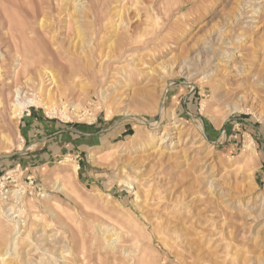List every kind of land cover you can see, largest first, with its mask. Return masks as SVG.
Listing matches in <instances>:
<instances>
[{
  "label": "rangeland",
  "instance_id": "rangeland-1",
  "mask_svg": "<svg viewBox=\"0 0 264 264\" xmlns=\"http://www.w3.org/2000/svg\"><path fill=\"white\" fill-rule=\"evenodd\" d=\"M59 2L61 21L32 17ZM219 31L244 33L243 55L262 63L264 0H0V264H264V92L213 89L204 48ZM137 58L151 62L130 72ZM40 66L54 112L13 122L15 89L36 93Z\"/></svg>",
  "mask_w": 264,
  "mask_h": 264
},
{
  "label": "bare ground",
  "instance_id": "bare-ground-1",
  "mask_svg": "<svg viewBox=\"0 0 264 264\" xmlns=\"http://www.w3.org/2000/svg\"><path fill=\"white\" fill-rule=\"evenodd\" d=\"M60 1V0H59ZM77 0H75L76 2ZM80 1V0H79ZM100 1V0H99ZM85 2V1H84ZM84 2H79L78 4H74L73 7H75V11L76 9L80 10L79 13H86L88 14L89 10L91 9L90 7V4L86 1L85 3ZM91 2V0H90ZM254 4V3H253ZM151 6V5H150ZM27 8H29L27 6ZM77 10V11H78ZM16 11V10H15ZM65 10L62 9V6L60 4V2L57 4V6L53 5H49L47 4V6H41L39 8V11H35L33 10V13H32V17L35 19V18H38V20H42L44 19H49L51 20L52 23L54 22H59L61 21L62 19H64V15H63V12ZM67 11V10H66ZM76 11V12H77ZM150 11V10H149ZM250 11H255V8H250ZM3 12V11H2ZM91 12V11H90ZM147 12V11H146ZM82 13L80 15H82ZM150 13V12H149ZM152 13V12H151ZM239 13V12H238ZM244 12H241L240 10V13L239 14H242ZM15 13H13L14 15ZM148 14V13H147ZM6 17H8V19L10 18L9 15L6 13L5 14ZM16 15V14H15ZM14 15V16H15ZM18 15V14H17ZM31 16V14H30ZM39 16H41V18H39ZM67 16V15H66ZM83 16V15H82ZM153 17L155 15H152ZM16 17V16H15ZM68 17V16H67ZM238 17V15H237ZM18 18V16H17ZM79 18V16H78ZM235 18V17H234ZM239 18V17H238ZM7 19V18H5ZM7 19V20H8ZM67 19V18H66ZM87 19V18H86ZM150 19V18H149ZM237 19V18H236ZM6 20V21H7ZM121 18L119 17L118 18V22L120 23L121 22ZM152 20V19H151ZM155 20V19H154ZM179 20V19H178ZM13 21V20H12ZM11 21V22H12ZM47 21V20H46ZM158 21V20H157ZM232 21H234L232 19ZM9 22V21H8ZM43 22V20H42ZM48 22V21H47ZM63 22V21H62ZM162 22V21H161ZM37 23V22H36ZM163 23V22H162ZM160 23V24H162ZM121 24V23H120ZM156 24V23H155ZM165 24V23H164ZM240 24V23H239ZM37 25V24H36ZM47 25V24H46ZM51 25V24H50ZM118 27H119V24H117ZM117 25L115 26V29L114 31L117 29ZM18 26H20V23L18 21ZM159 26V24H158ZM161 26V25H160ZM164 26V25H163ZM161 26V27H163ZM22 29V27H20ZM153 28V27H152ZM160 28V27H159ZM158 28V29H159ZM165 28V27H164ZM242 27H238V29H240ZM24 29V28H23ZM123 29V28H122ZM124 29H127L126 27ZM157 29V28H156ZM3 30V29H2ZM120 30V28H119ZM171 30V29H170ZM5 31V30H4ZM3 31V32H4ZM8 31V30H6ZM23 31V30H22ZM121 31V30H120ZM124 31V30H123ZM153 31V30H152ZM184 31V29H183ZM188 31V30H187ZM236 31V30H234ZM116 32V31H115ZM185 32V31H184ZM5 33H10V32H5ZM17 33V31H16ZM44 33V32H43ZM127 33V31L125 32ZM236 32H233L232 34L231 33H223L222 31H219L217 33H215L214 36L212 37H209L207 40H209L212 44L210 45V47H205V51H207V55L206 57L204 58L203 60V64H207V63H210L211 64V61H213V59H215L216 63L214 64L215 65V69H213V72H216L217 74L215 75L214 79H213V89L214 90H219L221 91V93H223L224 95L225 94H229L230 96H234L235 97V93L236 91H240V90H245L246 92H249V94L251 95V99L253 98H258V96H261V92H264V59H261L262 63H255V61H252L250 59H248L245 55H243V41H244V33H239L237 31V33L235 34ZM116 34V33H115ZM123 34V33H122ZM130 34V33H129ZM184 34V33H183ZM182 34V35H183ZM7 36V34H5ZM44 35H46L44 33ZM124 35V34H123ZM143 35V34H142ZM146 35V34H145ZM149 35V34H148ZM152 35V34H150ZM70 36V35H69ZM121 36V34H120ZM126 36V34L124 35ZM123 36V37H124ZM129 36V35H128ZM158 36V35H157ZM20 37V36H19ZM32 37V36H31ZM45 37V36H44ZM49 37V35H48ZM46 37V38H48ZM53 37V36H52ZM55 37V36H54ZM127 37V36H126ZM138 37V36H137ZM140 37V36H139ZM153 37V36H151ZM12 38V37H10ZM51 38V36H50ZM49 38V39H50ZM65 38V37H64ZM92 38V37H91ZM143 38V37H142ZM157 38L158 37H154L150 38V40H147L143 46V50L142 51H145V53H142V57H146L148 56L149 58L151 57V53L154 52L153 49L154 47H158V41H157ZM54 39V38H52ZM67 39V38H66ZM118 39V38H117ZM129 39V38H128ZM64 40V39H63ZM119 40V39H118ZM123 40V38H122ZM140 40V38H139ZM11 41V40H10ZM15 41V40H14ZM92 41V40H90ZM126 41V40H124ZM129 41V40H128ZM16 42V41H15ZM24 42V41H23ZM28 42H29V39H28ZM51 42V41H50ZM53 43V42H52ZM123 43V42H122ZM131 43V41H130ZM129 43V44H130ZM135 43V42H134ZM163 43V42H162ZM24 44V43H22ZM22 44L20 43V45L22 46ZM58 44V43H57ZM132 44H133V40H132ZM122 45V44H121ZM131 46V45H129ZM163 46V45H162ZM30 47V46H29ZM51 47V45H50ZM53 47V46H52ZM57 47V46H56ZM69 47V46H68ZM126 47V46H125ZM133 47V46H132ZM135 47V46H134ZM133 47V48H134ZM24 48V47H22ZM62 48V47H61ZM60 48V49H61ZM64 48H67L64 47ZM130 48V47H129ZM32 49V48H31ZM203 49V48H202ZM229 49H232L229 50ZM115 50V49H114ZM128 50V49H127ZM130 50V49H129ZM94 51V50H93ZM126 51V49H125ZM124 49L122 51H118V57H122V55H124L125 53ZM14 52V51H13ZM69 52V51H68ZM91 52V51H90ZM72 53V52H71ZM69 53V54H71ZM92 53V52H91ZM199 53H202L199 51ZM4 54V53H3ZM92 55V54H90ZM97 55V54H96ZM105 55V54H104ZM114 55V54H113ZM139 55V54H138ZM200 55V54H199ZM72 56V55H71ZM88 56V55H87ZM14 57V61L15 62H21L23 61L24 64H31L33 63V60L30 59V58H26L25 56L23 57L22 55H19V54H16L15 52V55H13ZM41 57V55H40ZM70 57V56H69ZM75 57V55H74ZM91 57V56H90ZM99 57V56H98ZM117 57V58H118ZM201 57V56H200ZM2 58V56H1ZM33 58V57H31ZM77 58V57H76ZM92 58V57H91ZM100 58V57H99ZM103 58V57H102ZM130 58V57H129ZM152 58V57H151ZM189 58V61L191 62L193 57L190 56L188 57ZM195 59L197 57H194ZM213 58V59H212ZM255 58V57H254ZM4 59V57H3ZM41 59V58H40ZM101 59V58H100ZM112 59V58H110ZM138 60L136 61L137 63H135L134 61L131 62L132 63H129L131 65H128L130 67H133L134 69H129V71L133 72V71H139L142 67L143 64H145L147 61H145V59H141V58H137ZM199 59V58H198ZM201 59V58H200ZM44 60V59H43ZM106 60V59H105ZM118 60V59H117ZM134 60V59H133ZM150 60V59H148ZM211 60V61H210ZM1 61V60H0ZM55 61V60H54ZM57 61V60H56ZM82 61V60H81ZM80 61V62H81ZM94 61V60H93ZM103 61V59H102ZM115 61V60H113ZM13 62V60H12ZM63 62V61H62ZM84 62V61H83ZM100 62V61H99ZM104 62V61H103ZM101 62V64L103 63ZM129 62V61H128ZM151 61L147 62V63H150ZM188 62H184V64H186ZM213 63V62H212ZM85 64V63H84ZM88 64L89 61H88ZM88 64H85L84 65V69H88L89 68V65ZM92 64V62H91ZM99 64V66L101 65ZM122 64V63H120ZM125 64V63H123ZM190 64V63H189ZM21 65V64H20ZM46 65V64H45ZM114 65V64H113ZM158 65V64H157ZM173 64H171L170 66H161V68H159L160 72H158V76L159 77H164L165 75H168L169 74V70L172 69V66ZM39 66V65H38ZM44 66V65H43ZM82 66V65H81ZM98 66V67H99ZM103 66V65H102ZM100 66V67H102ZM123 66V65H122ZM150 66V65H149ZM185 66V69H189V66L187 65H184ZM41 68L37 67L35 72H36V75H37V84H36V93H38V95H36V93H29L27 92V90L23 93V90L20 88V87H16L15 89V95H14V99L12 100L11 102V120L14 122V120H18V118H20L21 116V112H22V109L24 107H29V106H35V107H41L43 108L46 112H49L51 109L53 111L54 107H53V104L49 103V92L51 91L49 88H47V86L49 84H52L54 83V74H52L53 72L50 73V71H47L45 70V68H42V66H40ZM120 67V66H119ZM182 67V66H181ZM91 68V67H90ZM128 68V67H127ZM150 67H148V70L150 71L151 69H149ZM154 68V67H152ZM47 69V68H46ZM98 69V68H97ZM211 69V68H210ZM50 70V69H49ZM99 70V69H98ZM104 70V69H103ZM155 70V69H154ZM69 71V70H68ZM94 71L98 72L97 70L94 69ZM93 71V72H94ZM100 71V70H99ZM119 71V70H118ZM211 71V70H210ZM86 72V71H85ZM103 72V71H102ZM120 72V71H119ZM118 72V73H119ZM71 74L73 77H76L78 73H76L75 71H71ZM102 74V73H101ZM99 75V74H98ZM212 75V73H211ZM211 75H207L208 76H211ZM79 76V75H78ZM1 77V76H0ZM48 77V78H47ZM58 77V76H57ZM70 77V76H69ZM212 77V76H211ZM59 78V77H58ZM85 78V77H84ZM2 79V78H1ZM29 81L31 80L30 77L27 78ZM46 79V80H45ZM95 79V78H94ZM49 80V82H47ZM3 81V80H2ZM110 81V80H109ZM104 82V81H103ZM210 82V81H208ZM8 83V82H5V83H2V87H6L5 84ZM84 83V81H83ZM111 83V82H110ZM109 83V84H110ZM100 84V83H99ZM104 84V83H103ZM106 84V83H105ZM54 85V84H53ZM82 85V84H81ZM80 85V87H82ZM127 85V84H126ZM56 86V85H55ZM105 86V85H104ZM112 86V85H111ZM125 86V85H124ZM159 86V85H158ZM168 84L167 82L163 83L162 85H160V93L162 92V96L164 95L163 93L166 91V88H167ZM54 88V87H53ZM79 88V87H78ZM63 89V88H62ZM80 89V88H79ZM50 90V91H49ZM85 90V89H84ZM120 90V89H119ZM116 91V90H114ZM31 92V91H30ZM35 92V91H34ZM54 92V91H53ZM104 92V91H103ZM122 92V91H121ZM52 93V92H51ZM63 93V92H62ZM82 94V92H80ZM106 93V92H105ZM27 94L30 97H27ZM43 94H46V96H44ZM54 95V93H52ZM80 94V95H81ZM264 94V93H262ZM79 95V96H80ZM161 96V97H162ZM82 97V95H81ZM106 97V94L105 95H102L101 94V100L102 98L104 99ZM120 97V96H119ZM264 97V95H263ZM120 99V98H119ZM115 100V99H114ZM103 101V100H102ZM79 103H76L74 105H78ZM238 104V103H237ZM0 105H2V100L0 99ZM234 105V104H233ZM75 107V106H74ZM25 108V109H26ZM64 108V107H63ZM233 108H240L239 105H235ZM52 111H50L49 113H51ZM54 112V111H53ZM129 115V114H128ZM133 116V115H132ZM141 120V119H140ZM143 121H141L142 123H144L146 125V127L148 128V131L150 132H154L156 130V125H157V122L156 121H146L144 119H142ZM172 121H170V123L172 124V126L175 125V122L176 121H173L174 120V117L172 119H170ZM196 126L198 128V130L201 132H203V127H202V123L201 121H196ZM177 126V124H176ZM169 132V131H168ZM199 133V134H200ZM169 133H163L160 137V139H164L165 136H168ZM202 135V134H201ZM162 141V140H161ZM67 159V157H66ZM65 159V160H66ZM65 167L66 169H68L69 171L71 172H74L76 171L77 169V165L74 163V164H71V163H66L65 164ZM69 179V178H68ZM69 182V181H68ZM67 186V184H66ZM10 208L6 209L5 212L9 211ZM10 212V211H9ZM12 213L6 215V216H10ZM12 219V218H11ZM15 226V225H14ZM155 227L160 231V232H168L169 231V228L168 227H161V223L158 221V222H155ZM19 233V231H17ZM172 233H175L174 230L172 231ZM105 238V237H104ZM12 245H13V248L15 247V238L12 239V241L10 242ZM229 247V244H225V248H228ZM231 249H234V248H231ZM230 249V250H231ZM225 252V251H224ZM232 252V251H231ZM143 253V252H142ZM237 253V252H236ZM226 254V253H224ZM242 257L241 254H238ZM240 257V258H241ZM226 258V257H225ZM242 259V258H241ZM229 262L228 263H232L233 264V258L232 256L229 257ZM243 261H245V259H243ZM242 262V260H241ZM236 263H237V257H236Z\"/></svg>",
  "mask_w": 264,
  "mask_h": 264
},
{
  "label": "crops",
  "instance_id": "crops-1",
  "mask_svg": "<svg viewBox=\"0 0 264 264\" xmlns=\"http://www.w3.org/2000/svg\"><path fill=\"white\" fill-rule=\"evenodd\" d=\"M26 117H32V116H30V114H27ZM25 121L28 122V121H31V119L26 118ZM58 132L66 133V130H61V131H58ZM62 133H60V134H62ZM54 135H57V133H54ZM52 136H53V134L52 135H48L46 138H50V137L52 138ZM49 151H50V154L54 152L53 149H50ZM45 154L47 155L48 153L46 152Z\"/></svg>",
  "mask_w": 264,
  "mask_h": 264
},
{
  "label": "built area",
  "instance_id": "built-area-1",
  "mask_svg": "<svg viewBox=\"0 0 264 264\" xmlns=\"http://www.w3.org/2000/svg\"><path fill=\"white\" fill-rule=\"evenodd\" d=\"M4 191H6V189H4Z\"/></svg>",
  "mask_w": 264,
  "mask_h": 264
}]
</instances>
